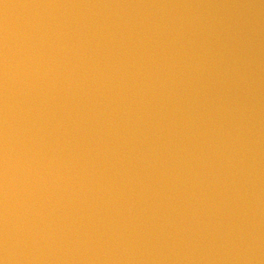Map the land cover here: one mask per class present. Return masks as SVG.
<instances>
[{"label": "water", "instance_id": "water-1", "mask_svg": "<svg viewBox=\"0 0 264 264\" xmlns=\"http://www.w3.org/2000/svg\"><path fill=\"white\" fill-rule=\"evenodd\" d=\"M0 264H264V0H0Z\"/></svg>", "mask_w": 264, "mask_h": 264}]
</instances>
